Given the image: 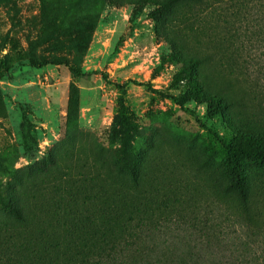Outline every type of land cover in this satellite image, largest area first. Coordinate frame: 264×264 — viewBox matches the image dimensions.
<instances>
[{"label": "rangeland", "instance_id": "1", "mask_svg": "<svg viewBox=\"0 0 264 264\" xmlns=\"http://www.w3.org/2000/svg\"><path fill=\"white\" fill-rule=\"evenodd\" d=\"M152 10L139 0H0V214L8 183L41 162L53 163L50 177L19 185L20 202L35 197L59 202L66 196L80 211L88 194L99 200L100 186L133 181L117 175L123 139L115 119L123 106L130 165L140 170L144 201L156 214L204 217L221 225L233 250L240 238L259 250L249 240V221L239 215L264 216V169L245 165V209L227 188L226 157L207 130L172 101L132 83L118 88L102 76L179 94L181 89L170 87L180 71L177 51H206L235 29H245L244 11L237 8L239 15L227 14L226 21L199 15L183 23L181 9L172 19L184 36L175 37L174 48L158 32ZM214 50L235 74L245 56L248 71L237 82L247 92L226 119L209 125L227 140L234 137L231 126L264 133V41H247L238 53ZM226 54L232 56L229 62ZM73 68L98 74L80 77ZM196 109L204 116L203 107Z\"/></svg>", "mask_w": 264, "mask_h": 264}, {"label": "trees", "instance_id": "2", "mask_svg": "<svg viewBox=\"0 0 264 264\" xmlns=\"http://www.w3.org/2000/svg\"><path fill=\"white\" fill-rule=\"evenodd\" d=\"M139 2L153 8L151 16L161 26L158 32L174 48L177 46L175 37L184 36L172 19L181 9L180 21L183 23H189L192 17L199 15H211L226 21L227 14L239 15L237 8L244 11L245 29H235L228 39L212 42L206 51L196 49L193 55L177 51L180 71L170 87L181 89L179 94L155 89L149 82L112 83L105 74L102 76L121 89L131 83L144 87L172 101L193 117L219 144L226 157L227 188L242 199L247 209L249 188L245 165L251 163L264 169V133L241 132L231 126L234 137L227 140L208 122L226 119L230 106L239 102V96L247 92L241 90L237 82L238 77L242 74L244 78L248 71L245 56L240 57L243 61L239 69L241 73L235 74L214 49L221 46L230 53H238L246 49L247 41H264V0ZM226 57L228 62L232 58L231 54ZM72 71L80 77L98 74L74 68ZM0 76H4L1 67ZM192 105L203 107L204 116ZM115 123L116 127L120 126L123 139L117 175L130 177L133 181L100 186L99 200L96 201V194H88L84 208L79 207L81 210L78 211L76 202L72 204L66 196H62L59 202L44 203L43 200L37 201V197L34 201L24 199L20 202L18 186L37 176L49 178L53 163L48 161L30 166L24 172L26 176L19 173L7 186L4 214H0V264H264V232L259 231L264 225L263 215H239L242 220L249 221L246 224L251 231L249 240L254 239L262 251L258 255L259 250L253 243L244 242L243 238L233 250L224 232L219 231L221 225L210 223L204 217L156 214L149 202L144 201L147 198L141 189L140 170L130 165L134 159L127 143L129 125L123 106Z\"/></svg>", "mask_w": 264, "mask_h": 264}]
</instances>
